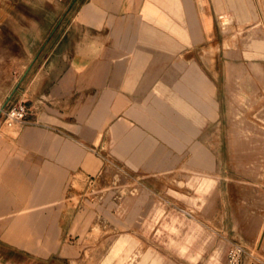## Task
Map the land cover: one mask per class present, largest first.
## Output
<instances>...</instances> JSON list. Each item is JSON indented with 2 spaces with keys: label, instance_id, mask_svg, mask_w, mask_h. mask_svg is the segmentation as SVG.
I'll return each mask as SVG.
<instances>
[{
  "label": "crops",
  "instance_id": "obj_1",
  "mask_svg": "<svg viewBox=\"0 0 264 264\" xmlns=\"http://www.w3.org/2000/svg\"><path fill=\"white\" fill-rule=\"evenodd\" d=\"M227 3L0 0V60L10 61L14 73L13 101L28 111L16 125L11 163L26 173L25 186L42 189L38 203L78 196V204L107 205L104 213L118 218L117 205L125 212L159 199L180 157H193L195 141L221 122L217 80L198 61L202 50L223 43L216 13ZM52 28L62 30H39ZM201 166L221 172L220 165ZM28 210L22 203L15 209L3 239L25 245ZM51 227L46 223L42 234L47 251L54 250ZM227 231L214 235L232 238Z\"/></svg>",
  "mask_w": 264,
  "mask_h": 264
},
{
  "label": "rangeland",
  "instance_id": "obj_2",
  "mask_svg": "<svg viewBox=\"0 0 264 264\" xmlns=\"http://www.w3.org/2000/svg\"><path fill=\"white\" fill-rule=\"evenodd\" d=\"M227 1V11L216 13L223 43L202 50L198 61L217 80L221 122L195 141L193 157H180L179 171L168 174L159 199L129 204L125 212L117 205L118 218L104 213L107 205L78 204V196L43 205L37 200L42 189L25 186L26 173L11 163L18 128L4 124V113L17 102L14 73L10 61L0 60V231L21 203L31 215L23 225L26 246L0 233V264H228L233 245L243 248L240 264H264V0ZM39 30L59 35L62 29ZM206 151L214 156L202 155ZM203 163L220 165L221 172L198 170ZM46 223L53 251L44 249ZM219 229L232 238L215 237ZM122 237L129 238L123 247ZM156 240L161 249L155 252Z\"/></svg>",
  "mask_w": 264,
  "mask_h": 264
},
{
  "label": "built area",
  "instance_id": "obj_3",
  "mask_svg": "<svg viewBox=\"0 0 264 264\" xmlns=\"http://www.w3.org/2000/svg\"><path fill=\"white\" fill-rule=\"evenodd\" d=\"M27 108L25 103L20 102L14 104L4 113V124L8 128L24 123L27 116ZM243 248L238 245L231 246L227 251L228 264H240V255Z\"/></svg>",
  "mask_w": 264,
  "mask_h": 264
}]
</instances>
